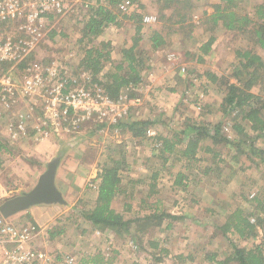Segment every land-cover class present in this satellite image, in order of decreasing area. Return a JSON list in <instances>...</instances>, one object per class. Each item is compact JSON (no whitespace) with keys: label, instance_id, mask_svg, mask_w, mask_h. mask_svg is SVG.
<instances>
[{"label":"rangeland","instance_id":"1","mask_svg":"<svg viewBox=\"0 0 264 264\" xmlns=\"http://www.w3.org/2000/svg\"><path fill=\"white\" fill-rule=\"evenodd\" d=\"M64 1V11L60 14H53L54 17L46 22L38 45L21 62L23 68H14V66L6 64L3 67L6 73L22 78L24 69L35 64L42 67V71L47 68H56L61 77L69 81L70 87H72V83L75 86L79 83L87 88L92 87L88 84L91 76L85 74L81 69L80 62L84 57V49L87 48V45H91L88 43V38L83 39V28L94 13L93 8H96L97 0ZM219 3L220 0H178L172 4L171 8H166L164 1L121 0L114 9L110 7L113 12L119 15V25H110L99 38L94 40L96 44L101 42L111 44V62L107 63L104 72L113 71L114 64L121 60L122 50L133 46L135 39L140 38L138 50L143 51L140 53V57L145 59L144 68L147 76L149 77V73L153 70H160L161 73L166 74L170 71L172 76L170 80L173 83H168L169 86L158 85V88L167 87L166 90L170 92L169 101H171V90L174 89L172 86H178L179 96L176 94V100L172 101L173 104L167 109L164 107L163 96L166 95L164 90L159 92L161 98L157 100V95L153 93V83L147 79L146 83L136 92L124 93L131 100L128 107L130 111L129 116L120 123L108 126L103 124L99 118L93 117L81 122L75 129H67L68 125L65 124V128L59 133L57 132V134L64 135L65 145L60 146L51 157L47 158L46 163L42 162L43 168L40 170L44 173L48 162L57 157L60 152L65 153L59 182L67 204L54 205L57 210L56 214L45 225L39 226L35 221L32 222L25 213L27 211L20 213L22 215H16L19 222H30L44 230V239H38L40 246L50 251H63L70 254L74 252L89 256L95 254L97 256L99 248L109 245L107 236L95 235L94 229H91L90 223L84 219L81 211L93 209L98 193L95 189V186L99 184L97 183L98 176L102 167L111 161L117 163L116 165L120 168V173L124 178L123 186L127 191L126 194H122L114 201L113 208L120 211L127 221H135L146 216L148 214L146 210L142 211L144 209L142 198L150 194L147 187L150 182L145 181L144 177L147 174L151 175V172L154 173V171L145 170L143 165H145V160L150 158L152 148L160 147L159 133L162 136L176 134L181 137L182 135L184 138L182 132L186 130L188 132L186 136L192 134L190 127L195 123L213 125L212 121H220V117H222L225 122L223 134L229 139L235 137L234 131L231 129L234 120L232 117L224 116L220 111L225 87L211 83L205 76V72L210 71L220 77H229L232 83H237L236 71L240 69L238 52L250 50L258 54L264 62V49L255 44L250 34L227 31L222 23L218 26L214 25L209 19V14H213L214 5ZM260 6L264 7V0H245L238 11L241 15L253 17ZM135 12L142 14L143 18L147 15L155 16L157 22L146 25L142 20L141 34H137L136 23L126 19L127 16H131ZM10 32H13L11 26L6 27L5 33ZM154 32L162 34L166 41V46L161 47L158 51L152 49ZM211 37H216L212 50L210 54L202 56L201 51L198 52L197 49ZM195 50L197 52L194 55L192 52ZM171 56L174 57L170 59ZM200 56H202V60L199 62ZM69 86L68 88H70ZM251 90L255 94L264 96V82L259 80ZM27 104L21 103L23 110L27 109ZM46 108L47 105L43 103L36 110L42 119H44L43 111ZM142 112H144L143 115ZM74 115L71 112L69 117ZM136 117H142V120L140 118L137 120ZM30 122L28 120L30 133L23 138L26 143L32 141L31 127L33 124ZM134 122L148 123V126L145 127V136L136 137L128 128L117 127L121 124L130 125ZM149 122L154 124V127L159 131H155L154 127L150 128ZM68 123L71 125L70 122ZM2 125L5 127V121L3 123L0 120V140L8 149L1 155L3 166L0 168V186L6 185L7 191L0 199V205L9 199L31 191L38 182L28 184L24 179L25 173L31 168L30 165L37 162L33 154L24 150L23 145L21 147L20 144L12 143L2 133ZM251 135L256 138L253 149L264 150V132L260 134V137H256L257 134ZM36 142H42V140H36ZM250 143L243 145L240 151L230 145L221 144L214 146L215 151L212 153L200 154V158L205 156L210 160L202 161V164L205 163L208 167L212 166V171L208 174L210 183L202 187L200 183L190 184L191 187L188 190H193L194 198H198L200 202L194 201L193 207L188 211L189 215L175 216V219L173 217L165 218L158 228L152 225L157 224L158 219H154L152 223H149L150 225L145 221L135 222L133 226L139 225V229L141 226L147 225L143 231L139 230L138 238L134 240L139 248L132 249L134 244H130V247H125L127 251L121 258L117 259L114 254L106 263L100 258L93 259L94 256H91V259H87V263L158 264L156 261L162 260L161 256L165 254V250L171 255L173 249L182 240L188 241L189 245L187 246L193 248L192 251L197 257L194 264H217L218 260L225 261L229 258L234 253L235 246L251 248L258 244L260 239L243 240L233 231L227 234L223 231V226L231 212L237 208H243L248 213L251 208L248 201L257 196L264 197V155L248 157L253 152ZM204 144L209 146L211 142L204 141ZM215 154H217L216 157ZM179 170L188 171L178 163L177 172ZM199 174L194 172V178L203 177ZM131 180L137 184L129 183ZM225 182L229 183L226 185ZM206 186L208 189L213 188L212 197H199L200 192ZM186 194L187 192L176 194L179 199L174 196L171 200L175 199L184 206L188 200L185 199ZM150 195L149 204L158 198L153 193ZM168 195L171 198L173 194L170 191ZM170 224L174 225V229L167 232V229L164 228ZM83 231H86L84 235ZM180 231L184 236H180ZM52 233L59 234L51 240ZM259 233L261 236L263 231ZM130 235L125 233L122 237L119 235L117 237L118 240L130 239ZM167 239H170L169 249L165 246ZM157 243L159 246L155 247L154 244ZM205 243L209 248L203 251L202 245ZM120 244L124 248L125 244L119 243L118 245ZM176 252L178 253V251ZM212 254H216L218 259L210 258ZM177 256L175 255V257ZM148 257L151 262L148 261ZM173 259L163 260L162 264H184L182 260L173 261Z\"/></svg>","mask_w":264,"mask_h":264},{"label":"trees","instance_id":"2","mask_svg":"<svg viewBox=\"0 0 264 264\" xmlns=\"http://www.w3.org/2000/svg\"><path fill=\"white\" fill-rule=\"evenodd\" d=\"M158 1H164L165 7L171 8L172 4L178 0ZM244 1L220 0L219 4L214 5L215 11L213 14H209V19L212 20L215 26L222 23L227 31L252 35L255 44L264 49V7L260 6L253 17L241 15L238 10ZM103 2L102 4V0H97L96 8L92 6L95 11L84 25L83 39L88 38V43L91 45H87V48L84 49V57L81 59L80 67L85 74L91 76V85H97L107 97L118 99L125 91L136 92L144 84L143 74L146 63L145 59L140 57V53H143V51L138 50L140 38H137L133 46L122 50L121 60L114 64L113 71L104 72L107 63L111 62V44L109 42L96 44L94 40L99 38L110 25H119V15L113 12L110 7L114 9L121 0H104ZM53 17L52 15L48 16L47 21ZM126 19L134 21L136 23V33L141 34L142 14L135 12L131 16H127ZM215 41L216 37H211L200 47L202 56L211 52ZM163 46H166L164 36L159 32H154L152 49L158 51ZM202 56L199 57V62L202 60ZM238 57L240 58V69L236 71L237 83H232L229 77H220L210 71L205 72V76L211 83L225 87L220 111L224 116L232 117L234 120L231 129L234 131L235 137L229 139L223 134L225 129L224 120L213 125L194 124L190 127L192 134L186 136L188 132L186 130L182 132L184 138L179 135L175 139L159 138L161 144L157 150H159L160 158L163 159L164 155L167 154H177L179 158H185L186 161L196 160L199 151L205 148L201 145L206 140H212L214 144L218 145L227 144L239 151L243 145L251 142L250 147L253 152L248 157L254 158L258 155H264V150L253 149L256 138L251 135L257 134L256 137H260V134L264 132V96L255 94L251 90L259 80L264 82V62L258 54L250 50L238 52ZM18 67L21 68L22 66L19 65ZM100 75H102L101 78ZM258 78L261 79L258 80ZM147 126V122H134L130 125L121 124L117 127H126L134 133V136L143 137L146 135L145 127ZM7 149V146L0 140V168L3 166L1 155ZM216 156L217 154H215ZM116 164L111 161L102 167L98 176V196L94 207L88 211H81L84 219L90 223L94 230L103 232L112 229L122 237L125 233L130 234L131 225L135 222L145 221L149 224L154 219H158L157 224H152L158 227L161 226L163 219L172 218L171 215L162 213L161 215H146L135 221H127L122 213L117 212L113 208V203L119 196L126 194L127 191L123 186L124 178L120 173V168ZM186 178L184 174H178L176 185L182 186ZM129 183L137 184L132 180ZM248 202L251 205L249 212L246 213L243 208H237L227 217L223 231L225 234L233 231L243 240L260 239V242L251 248L235 246L234 253L225 261H218L217 264H264V197L257 196ZM137 226L139 227V225ZM145 226L147 225L141 226L140 229L137 228V231H143ZM260 231H263L261 236ZM58 234L52 233L51 239H54ZM154 246L158 247L159 244H154ZM137 247L139 248V246ZM95 258L104 260L100 254L94 256L93 259Z\"/></svg>","mask_w":264,"mask_h":264},{"label":"built area","instance_id":"3","mask_svg":"<svg viewBox=\"0 0 264 264\" xmlns=\"http://www.w3.org/2000/svg\"><path fill=\"white\" fill-rule=\"evenodd\" d=\"M64 8V0H0V120L4 119L5 135L12 143L29 135V119L24 114L18 115L23 110L21 103H28L26 112L20 111L25 114L36 113L43 103L47 105L44 119L35 128L39 139L49 136L52 130L59 133L65 124L67 129H75L81 122L97 117L103 124L112 126L129 116L131 100L125 94L111 99L88 80L92 87L79 83L77 86L72 83L70 87L56 68L42 71V67L33 64L24 69L22 78L4 71L6 64L14 68L21 65L38 45L47 17L62 13ZM156 22L157 18L152 15L143 18L146 25ZM8 26L13 32L6 34ZM71 112L75 114L73 117H69ZM95 189L98 191V185ZM95 231L96 236H103L102 231ZM44 237V230L34 224L0 215V264H85L79 254L50 251L40 246L38 239Z\"/></svg>","mask_w":264,"mask_h":264},{"label":"crops","instance_id":"4","mask_svg":"<svg viewBox=\"0 0 264 264\" xmlns=\"http://www.w3.org/2000/svg\"><path fill=\"white\" fill-rule=\"evenodd\" d=\"M197 51L200 52V48H198ZM197 51L196 50L193 51L192 54L195 55V53ZM170 73H171L170 71L166 74L164 72L161 73L160 70L159 71L153 70V72L149 73V77L147 76L148 75L147 73L144 72V74H143L144 84L146 83L147 79H148V81H151L153 83V87H154L153 93H154V95H157L156 96L157 100H159V98H161V96L159 95V92L161 90H164V92L166 94L165 96H163L164 101H165L164 107H166L167 109H169L170 105L173 104L172 101L176 100V94L179 96L178 91H177L179 88H178V86H172L174 88L173 90H171L172 91L171 92V94H172L171 99L172 100L169 101L170 99H169L168 95L170 94V92L166 90L167 87H159L158 88V85H162V84L165 85L166 84L167 86H169L168 83H173V81L170 80L171 79L170 77H172ZM155 83H157V84H155ZM176 83H178V82H176ZM174 84H175V82H174ZM174 84H172V85H174ZM173 92H175V93H173ZM124 93H127V91H125ZM155 103H157V102L155 101ZM20 111H24V110H20ZM20 111H18V115L24 114L26 116L25 119H29V122L31 121L30 123L33 124V126L31 127V136H32L31 140L32 141L26 143L23 141V139H21L17 142H14V143H16V145L20 144L21 147L23 145L24 150H28L29 152H31L33 154L35 160L37 161L36 164L30 165L31 168H29L27 173H25V177H24L25 181L28 184H31L33 182L38 181L40 176L42 175V170H40L43 168L42 162L45 161V163H46L47 158L51 157L54 154V152H56V150L60 146L65 145V143L63 142L64 135L57 134L54 130H52L51 133L49 134V136L39 139L35 133L36 132L35 128L41 122L42 116L39 117V114L37 113V111H36V113L28 112L27 114L20 112ZM24 112H26V111H24ZM143 114H144V112H142V115ZM137 116H138V114H137ZM201 117L203 118L204 116H201ZM139 118L136 117L135 119L138 120ZM140 120H142V117L140 118ZM1 121L4 123V119H1ZM143 121H145V120H143ZM220 121H223L222 117H220ZM220 121H217V122L212 121L211 123L215 124V123H218ZM149 125H151L150 128H153L155 126L154 124L152 125L151 122H149ZM154 129L157 132L159 131L158 128L154 127ZM28 130H29V128H28ZM2 133L4 135L6 134V129L4 126H3ZM29 133H30V131H29ZM161 136L162 135L159 133L158 138H161ZM176 136H177L176 134H171L169 136L164 135L162 137L169 138V139H175ZM181 137H182V135H181ZM36 140L37 141L42 140V142H36ZM147 140H148V138H147ZM206 141L207 142L210 141L211 144H209V146H207L203 142L201 146H203L205 148L204 149L202 148L199 151V153L197 154V157H196L197 159L192 160V161H186L185 158L184 159L179 158V155H177V154H173V155L167 154V155H164L165 159L164 158L162 159L159 157L160 153H159V150H157L158 148L157 149L152 148L151 156H150V158H147V160H145V162H144L145 165H143V167L145 170L147 169V170L154 171V173L151 172V175H148V174L145 175L144 180L150 182V184L147 185L149 193L150 194L153 193V194L157 195L158 198L154 202H151L150 204L148 203V198L151 197L150 194H148V196L142 198V203H143V207H144V209L142 211L144 212V210H146V213H148L146 215L166 213V214L171 215L175 219V216L189 215L188 211L191 210V208L193 207L194 201L200 202V200L198 198H194L195 197L194 191L188 190V189H190V187H191L190 184H192L193 182L194 183H200L201 187L204 186L205 184L210 183V180L208 179V177H209L208 174H209V172L212 171V168H211L212 166L208 167V166H206L205 163L202 164L203 162H205V160H207V159L209 160V158H207V157L205 158V156H203V158H200V154L203 153V155H204L205 152H209V153L214 152L215 151L214 146H218V144H214L212 142V140H206ZM31 142H33V143H31ZM23 148H21V149H23ZM177 148L181 149L180 147H177ZM157 153H158V155H157ZM233 158H235V156H233ZM178 163L182 164L184 166V168H186L188 171L183 172V171L179 170L177 172V164ZM228 163H229V161H228ZM61 166H62V164H61ZM61 166L59 168L58 175H57V185L63 193L64 191L61 188L60 182H59ZM194 172L200 173L199 175H202L203 177L199 178V179L194 178V176H193ZM180 173L184 174L187 178L184 179V181H183L184 184L182 186H177L176 185L177 177H178V174H180ZM97 183H99V181ZM227 183H229V182H227ZM227 183H226V185H227ZM153 185H155V187H153ZM152 188H153V192H152ZM203 190L200 192L199 197L200 196H203L204 198H211L212 197V195H213L212 194V192H213L212 187L210 189H208V186H206V187H204ZM6 191H7L6 185H4V184L1 185L0 186V199H2L4 197V194ZM170 191L173 194L171 196V198L168 195V192H170ZM185 192H187V194L185 195V197H186L185 199H188V200L186 201L184 206L181 203L177 202V200L175 201V199L171 200L172 197H174V196L176 197L178 194H183ZM163 193H164V196H163ZM155 195H153V196H155ZM97 196H98V193H97ZM97 196H96V198H97ZM176 198L179 199L178 196ZM113 205H114V203H113ZM45 207H47V208H45ZM54 207H55L54 205L53 206H47V205L35 206L25 213H26L27 217L32 222L35 221L39 226L45 225L47 222H49L53 218L54 214H56L57 210H55ZM116 211L121 213L118 210H116ZM233 212H231L230 214H232ZM20 215H22V214H20ZM13 219H14V221H19V218L16 216H14ZM137 228L139 229V227L137 225L133 226V224H132L131 228H130V234H131L129 237L130 239H123V240H118L117 233L115 231H113L112 229L103 231V235L108 237L109 245H107V247H105V248L104 247L99 248L97 255H99V254L102 255L105 262H108L111 259L112 255H114V254L117 257V259L123 257V254L127 251L125 247H130V244L136 245L134 243V240H136L138 238L137 235H138L139 231H137ZM91 229H94V228L92 227ZM164 229L165 230L167 229V232H169V231L174 229V225L170 224ZM85 233H86V231L85 232L83 231V235ZM180 236H184V234H182L181 231H180ZM51 240H53V239H51ZM119 243H124L125 244L123 246L124 248H122V244L118 245ZM169 243H170V239H167L165 246L168 247V249L170 247ZM187 245H189L188 241H182L181 240V242L177 245V247L175 249H173V251H172L173 253L171 255H170V252L165 250V254L162 256L160 255L162 257V260H157L156 263L162 264L164 261H167L168 258H174L173 261L182 260L184 262V264H186V263L194 264V260L197 257L195 256L194 252L192 251L193 248L190 246H187ZM197 247H198V245H197ZM202 248L204 251L206 248H209V247L205 243L202 245ZM176 251H178V253ZM80 255L83 257V262L85 264H89V263H87V259L89 260V258H91V256H95V254H92V255L90 254V256L87 254H80ZM175 255H178V256L175 257ZM214 257L216 259H218L216 257V254H214V255L212 254V256H210V258H214ZM148 258H149L148 261L151 262L150 257H148ZM207 258H209V257H207ZM159 259H161V258H159ZM218 261H220V260H218ZM232 264H235V263H232Z\"/></svg>","mask_w":264,"mask_h":264},{"label":"water","instance_id":"5","mask_svg":"<svg viewBox=\"0 0 264 264\" xmlns=\"http://www.w3.org/2000/svg\"><path fill=\"white\" fill-rule=\"evenodd\" d=\"M64 157L65 153L60 152L48 162L35 187L27 193L5 201L0 205V214L9 219L35 206L66 205L67 201L57 185V175Z\"/></svg>","mask_w":264,"mask_h":264}]
</instances>
